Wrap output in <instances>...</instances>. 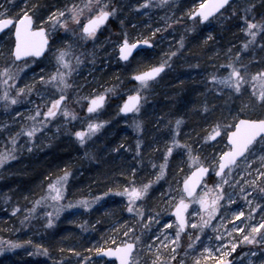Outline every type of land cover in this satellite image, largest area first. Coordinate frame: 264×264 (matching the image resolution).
I'll list each match as a JSON object with an SVG mask.
<instances>
[{"label":"rangeland","instance_id":"rangeland-1","mask_svg":"<svg viewBox=\"0 0 264 264\" xmlns=\"http://www.w3.org/2000/svg\"><path fill=\"white\" fill-rule=\"evenodd\" d=\"M83 2L84 0H65L64 7L56 5L51 11H46L45 14L36 19L34 18L37 26H41L39 20H45V24L42 26L49 33L50 43L47 55L38 62H33L31 59L27 60L28 67H24V63L16 67L8 60L7 54L11 55L13 46V30L10 29L0 38V67L3 69V67L12 65L13 73L18 74L11 94L16 95L18 87L31 85L33 80H36L32 94H19L16 104L10 102L6 104L0 100V125H4L3 128H0V152L9 149L12 152L11 159H13L15 156L41 151L47 148V145L61 141L70 135L79 142L81 147H90L95 142L103 140V137L108 139V135H104L103 132L106 128L117 129L122 132L120 139H124V137L127 139V136H130L131 150L121 141H118L120 142L118 145L123 149L125 156H130V164L128 165H134L131 169H135V173L132 170L131 173L135 176V183L139 186L148 180L154 181L147 196L137 202V205L143 208L144 216L141 217L137 212L128 211L127 196L121 195L117 191H108L106 192L107 195H101L100 193L88 196L87 198L90 201L94 197H99L90 208L73 203L70 208L64 207L63 211L58 215L54 214L52 217L54 223L48 225L47 213H55L53 203H63L64 205L71 203L65 197L66 185L70 179L69 175L64 185L62 201L53 202L49 200L46 209H40L41 207L35 205L36 210L31 215L26 211L27 208L21 212L19 215L20 221L24 220V217H30L32 222L24 230V234L18 233L16 237L14 235L10 239L19 242L16 247H8L6 243L4 251L0 252V259L4 256H17L21 259L20 264H101V259L97 260L95 258V247H109L112 240L120 243L126 239L134 238V236H140L141 240L136 242L137 248L135 249L139 256V264H150L155 254V248L153 252H148L147 247L157 245L159 241H163L168 245L167 248L160 249L165 258L173 255L171 252L173 245L168 242L171 238L168 234H174L176 224L170 213L174 208V204L178 202L179 196L184 195L181 193L182 180L195 168L191 163L190 156H198L210 170V175L197 194L203 192L206 185L211 186L212 190L218 194L215 185L221 182V178L215 176L217 165L213 164L212 161H218L220 154L227 150L226 135L227 132L232 130L231 127H227L225 130L223 126L231 125L233 117H236L237 120L239 118L257 119L264 117V105L259 103L252 89V84L257 83L258 91L259 83L251 80V75L264 70V27L254 29L257 32L255 38L245 31L247 20H253L258 25L264 23V14L260 10L258 11L259 5L264 3V0H234L227 6L226 10L204 25L200 24L198 19H189L190 13L195 10L201 0H164V3H161V0H151L150 6L146 5L141 8H138L137 4H142L143 0H108L109 7H116L117 12L110 17V21L104 28L102 27L97 31L98 33L96 32L95 37H87L82 33V25L87 21L89 14L87 9H85L84 16L80 18L79 26L69 20V27L65 28L62 24L47 20V17L55 13L56 10H65L74 3L82 4ZM0 5H3L0 11L7 8L12 13H17L19 9L24 7L23 0H0ZM67 15L68 12L66 11L65 16ZM245 17H247V20ZM114 23L124 27V24H130V29H133V32L130 33L127 29H122L121 34L117 33L114 36L115 34L112 33ZM228 33L235 34L236 43H232L230 37L226 36ZM125 34L129 42L143 39L152 42L154 48L150 52V59L155 60L156 64L165 63L164 76L174 72L180 73L181 75H178L180 77L195 79L194 84L205 99V104L202 103L198 111L199 116L204 117V122L213 121L211 128L201 137L190 134L185 130L187 129L186 122L182 117L169 119V114H167L168 117L165 115L164 120L161 121L162 127L156 131L154 138H152L153 142L148 144L146 148L143 147L144 138L141 139V137L144 136L145 130H143L139 118L149 101V97H152L159 80L148 82L146 87H141L140 84H131L122 88L115 87L113 90L102 88L99 85L101 72L106 69L109 63L113 66L114 58H118V49L121 41L125 39ZM197 38L203 43H208L210 40L214 42L209 44L206 49L210 51L206 65L200 64L199 60L195 61V57H188L184 54L188 42ZM246 42L248 47H244ZM59 49L67 51L66 58L71 61L74 68L73 73L68 78L71 87L66 90V100L62 104L68 108L70 113H74V117L71 114L64 115L61 110L55 118H50L41 131L35 134L34 139L21 135L17 139L16 146H13L9 141V136L17 133L22 126L26 127L32 124L29 117L35 112L37 106H41L42 110H46L47 105L43 103L44 100L50 101L60 94L59 89L55 88L54 85H44L38 80V75L47 76L56 70V57ZM173 53L175 54L173 55ZM77 58H79V63H77ZM229 65L239 67L245 76L246 82L242 83L240 92H236L229 85L221 84L219 80L213 81L210 79L213 75L217 77L227 76L231 71ZM177 67L181 69L176 72ZM177 74L172 75L177 76ZM4 78L1 76L0 79ZM162 78L164 79V77ZM117 90L119 92H116ZM137 90H139L142 98L139 106L140 110L126 118L121 117L119 112L114 115L113 110L118 108L124 98ZM3 91L4 85L0 83V94ZM38 92L45 93L44 97L38 95ZM101 93L106 94L104 106L91 114L85 112V109L91 103L90 98ZM217 98L219 99L217 103L214 101L208 103L210 99ZM206 103L208 104L206 105ZM219 108L220 110H218ZM216 112L219 115H215ZM17 113H20V115H17ZM40 119H43V117ZM177 120L180 121L179 126H177ZM101 121L104 123L99 130L91 134L86 133L84 143H81L75 135L76 131L87 129L89 123H99ZM137 124L139 127H137ZM216 124L222 126L220 135L216 136L215 139H205L212 132L213 125ZM71 127H74L73 131ZM109 136L112 137V135ZM173 139L179 140L180 143L173 146ZM138 141L140 142L139 150H137ZM169 147L172 148V152L166 156ZM254 151L257 159L248 169V171H252L253 176L255 175L254 170L260 167L258 158L264 153V144H256ZM174 156L175 158H173ZM8 160L10 161V159ZM161 164H165L164 174L157 180L156 175L161 171ZM1 167L2 164H0ZM243 170H245V163L243 160H238L237 166L228 177V183L223 186L225 196L219 202L220 210L211 218V222L204 226L203 233L199 229H192L191 223L186 227L184 233H181L174 253L175 260L173 264H180L181 261L184 264H193L194 258L201 254V248L203 247H211L216 253L214 257L207 260L206 264H216L224 252H229L223 258L231 261V264H264V239L261 238L264 236V229L256 234L259 240L258 243H245L241 238V233L231 231L234 226H237L244 228V234H248L251 231V224L259 223L264 219V193H261L259 189L253 191L251 185H245V190L249 193L246 199L241 193L240 187L233 183L234 180H239L242 184L245 178L251 179V177H240L238 175L239 171ZM131 182L132 179L129 183ZM169 196L176 199L169 200ZM229 198L233 200L232 204L227 203ZM108 204H110L109 212L103 213L105 215L104 221H107V227L100 231L99 235L97 234L95 240H92L91 234L95 231L94 228L97 223L95 219L89 223L88 214L96 209L98 205ZM258 204L259 207H257ZM137 205H134V207H137ZM252 209H255V211H252ZM70 210L74 214L76 213L72 219L76 220V229L80 230V237L89 236L88 239L82 240L85 243L90 242L92 252H84L79 256L69 255L64 258L58 255L54 256V254L50 255L49 250L47 255L42 250L37 251V246L40 245L47 248L42 240L53 234L45 231L46 227H55L63 213ZM77 211L82 213L79 214ZM194 211L201 213L204 219H209L207 211L200 207L197 200H193L188 208L187 214L190 220L192 219L190 214ZM240 211H243L245 215L233 219V213ZM101 214L100 212L98 215ZM149 215L155 217V222L147 220ZM221 217H224L223 222ZM195 218L197 220L201 219L200 216ZM170 219L174 223L169 228H164V225ZM125 221H127V225H125ZM117 225H120V227H117ZM217 225H220V227L217 228ZM128 227H132L134 231L129 232L128 237H125L123 232L127 231ZM197 235L199 240H195ZM153 236H158L159 240H153ZM28 239L31 243H27ZM229 240L233 242L240 240L235 250H231V244L227 243ZM105 241H109V243H105ZM189 243L193 244L192 248L188 247ZM46 244L48 245V242ZM221 244H224L223 248L220 247ZM204 255L207 256V253H204ZM85 257H88V260H85ZM103 264H108V261L103 260ZM201 264H205V262L202 261Z\"/></svg>","mask_w":264,"mask_h":264},{"label":"snow or ice","instance_id":"snow-or-ice-1","mask_svg":"<svg viewBox=\"0 0 264 264\" xmlns=\"http://www.w3.org/2000/svg\"><path fill=\"white\" fill-rule=\"evenodd\" d=\"M228 0H201L196 11H192L190 14L192 16H197L199 13L200 18L203 20H208L213 13L217 12L220 8H222ZM24 7L19 9L16 14H13L9 9L4 8L3 11H0V30H4L9 25L14 27L15 32V42L14 47L11 51V55L13 57V64L16 61L21 60L22 58H29L34 62L35 57H40L46 48L49 47V33L46 28L42 25L45 24V20H39V25L35 26L33 17L35 15L34 9H36L37 5L32 3L29 6V0H23ZM161 3H164V0H161ZM150 6L151 0H143L142 4H137L138 8L144 6ZM0 8H3V5H0ZM85 9L88 10L87 22L82 26L83 34H86L87 37H95L97 30L101 25L105 24V22L109 19L110 16H114L117 12L116 7H109L108 0H84L82 4H73L70 8L65 10H56L55 13L50 14L47 17V20L53 21L54 23L62 24L65 28L69 27L68 21L71 20L75 22L78 26L80 25V18L84 16ZM68 12V15L65 16V12ZM94 13V14H92ZM247 20V17H245ZM257 27H264V23L257 24L253 20H247V27L245 31L249 33V35L253 38L256 37L257 32L254 30ZM150 44L151 41L148 39H144L143 41L136 40L134 42H129L127 39V35L125 34V39L123 43L120 45V56L127 60L129 56L132 54V50L137 47L139 44ZM244 47H248V43L244 44ZM175 53H173L174 55ZM238 55V54H237ZM67 57V51L65 49H59L58 55L56 57L57 67L56 70L53 71L50 75H38V80L42 82L44 85H54L55 88L59 89V95L51 99L50 101L44 100L43 103L47 105L46 110H42L41 106H37L35 112L29 117L32 120V124L26 127L22 126V128L15 134L9 136V141L13 146H16L17 139L21 135H26L27 138L34 139L35 134L43 128L45 124H47L50 118H55L58 113L62 110L64 115H73L74 113H70L67 107L62 105V102L66 100L65 92L71 87L68 82V78L74 71L72 63ZM77 63H79V58H77ZM24 67H28L27 61L24 63ZM165 67V63H160L155 67L149 68L147 71L135 73V79L140 81L141 87H146L150 79L157 76V74ZM231 71L227 76L217 77L215 75L211 76L210 79L213 81L219 80L221 84H226L235 89L236 92L241 91L242 83L246 82L245 76L242 74V71L236 65H229ZM18 74H14L12 71V65H8L3 67L0 70V76L5 77L4 79H0V83L4 85V91L0 94V100L4 101L6 104H16L18 101L19 94L21 93H31L35 89L36 80H33L31 85H25L23 87H18L16 89L17 94H11V88L15 85L16 76ZM37 75V74H34ZM252 81H257L259 83V90L257 91V83L252 84L253 94L257 97L259 103L264 105V70L258 71L255 74L251 75ZM9 81L12 84H9ZM42 98L45 93H37ZM91 103L89 104L88 111L93 112L96 108H99L105 101V95L103 93L93 96L90 98ZM141 95L139 90L135 93L128 96L127 100L124 101L123 107L121 111L128 112L131 110L139 111V105L141 103ZM20 115V113H17ZM43 117V119H40ZM104 122L99 123H89L88 128L84 130L76 131L75 135L80 138V142L84 143L85 134H91L95 131H98L101 125ZM180 121L177 120V126H179ZM4 125H0V128H3ZM137 127L139 125L137 124ZM221 125L216 124L213 125V130L209 136H206L205 139L212 138L214 139L216 136L220 135ZM225 130L227 127H231L233 130L231 132H227V140L229 141L228 147L226 151H223L218 161L213 160L212 163L216 164L215 168L216 175L221 178V182L215 185V189L218 190L214 192L211 186H205V190L199 194H197L196 189L197 185L200 184L202 177H204L209 169L205 166V163L199 159L198 156H190L191 163L195 166V170L191 171L190 175H188L183 181V191L186 195H180L178 198V202L174 204V208L172 210L175 212L176 220V231L173 233H169V243L173 245L171 248V252L173 255L165 258V255L160 251L161 248H167L168 245L163 241H159L157 245H149L147 247L148 252H153L155 248V254L153 255L150 264H173L175 260L174 253L177 249V244L181 237V233L184 232L186 227L191 223L192 229H199L201 233L204 231V226L208 225L211 222V218L215 216V214L220 210V200L225 196V192L223 191V186L228 183V177L231 175L233 169L238 164V158L243 160L245 163V170L239 171L238 175L240 177H251V179L245 178L243 183L241 184L239 180H234L233 183L240 187L241 193L247 199L249 193L245 190V185H251L253 187V191L259 189L261 193H264V153L259 156L260 167L255 169V175L253 176L252 171H248L251 168L252 163L256 160L254 146L256 144H264V117L251 119V118H239L237 120L236 117H233V122L231 125L223 126ZM180 141L177 139H173V146L179 144ZM140 142H137V150H139ZM187 147V145H186ZM191 152V149L189 148ZM172 152V148L169 147L167 149V154ZM251 157V159H250ZM12 158V152L9 149H5L4 152H0V164H3L5 160ZM166 163V161H165ZM198 165V166H197ZM155 167V165H154ZM165 164L160 165L161 171L157 173L156 179L158 180L160 176L164 174ZM135 173V169L132 170ZM70 175L69 171H64L62 176L57 177L52 183L47 185L48 192L45 196L40 197L35 201V204L32 209H27L29 215L34 212L35 205H39L41 203H46L49 200L56 202L62 201L63 199V191L64 185L67 181V177ZM258 180L260 181L258 183ZM154 183L153 180H148L146 183L137 185L135 183V176H132V182L126 184L122 189L117 188L115 191L120 192L121 195H125L128 198L127 209L129 212H137V214L141 217L144 216L143 208L137 205V202L144 198L149 193L151 185ZM109 192L114 191V189H109ZM101 195H107V193H101ZM99 197H94L91 201L87 197H81L75 203L83 205L85 208H90ZM176 198L169 196V200H175ZM193 200H197L200 207L207 211V216L209 219H204L203 215L199 212H192L190 215L192 219H189L188 208L190 204H192ZM228 204H232L233 200L229 198L227 200ZM137 205V207H134ZM53 208L55 209V213L49 212L47 213V224L52 225L54 223V219L52 218L55 215H58L61 211H63L64 207H72V203L68 205H64L63 203H53ZM259 207V204L257 205ZM19 209V205L12 209L13 212H17ZM255 211V209H252ZM245 213L243 211L233 213V219H237L240 216H244ZM200 216L201 219L197 220L195 217ZM148 221L155 222V217L149 215L147 217ZM221 221H224V217H221ZM28 222V217H24V223ZM127 225V221L124 222ZM174 223L173 220H169L167 224L164 225V228H169ZM147 226V225H146ZM120 227V225H117ZM217 228L220 225L216 226ZM251 231L248 234H244V228L234 226L231 231L241 233V238L245 243H258L257 239L258 233H260L261 229H264V219H262L259 223H253L250 225ZM132 227H128V230L123 232L125 237H128L129 232H133ZM230 234V233H229ZM264 239V236L261 237ZM153 240H159L158 236H153ZM211 238L209 237V240ZM219 239V234H218ZM0 240H3L0 237ZM140 236H134V238L126 239L123 242L117 243L115 240L110 241L111 246H99L95 247L94 251L96 253L103 254L100 257L101 264H103L104 256L106 257H114L118 260L119 264H139V256L137 255L135 249L137 248V241H140ZM195 240H199V236L195 237ZM19 242L9 240L7 242L8 247H16ZM27 243H31L28 241ZM105 243H109V241H105ZM227 243L231 244V250H235L240 240H232L227 241ZM143 247V245H141ZM189 248L193 247L192 243H189ZM221 248L224 247V244L220 245ZM5 245L0 244V252L4 251ZM42 250L45 255L48 254V249L44 248L42 245L37 246V251ZM69 251H75V249H70ZM207 253V256L204 255ZM229 252H224L223 256H227ZM77 256L80 255L79 252L76 253ZM216 255L215 251L211 247H203L201 248V254L197 255L194 258L193 264H201L202 261L207 262L210 257H214ZM223 256L217 260L216 264H231V262L227 259H224ZM88 260V257L84 258ZM108 264H115V261H109ZM180 264H184L183 261Z\"/></svg>","mask_w":264,"mask_h":264},{"label":"trees","instance_id":"trees-1","mask_svg":"<svg viewBox=\"0 0 264 264\" xmlns=\"http://www.w3.org/2000/svg\"><path fill=\"white\" fill-rule=\"evenodd\" d=\"M64 1L29 0V5L32 3L37 5L34 9L37 14L33 18L36 19L45 14L46 11H51L56 5L64 7ZM259 10L264 14V3L259 5ZM113 25L112 33L115 34L114 36L117 33L121 34L122 29H127L130 33L133 32V29H130V24H124L125 27L115 23ZM226 36L230 37L232 43H236L235 34L228 33ZM212 43H214L213 40L203 43L198 38L193 39L186 45L184 54L188 57H195V61L199 60L200 64L206 65L210 54V51L206 49ZM149 55H151L149 51L139 53L130 63L123 66L114 58V65L111 66L109 63L106 69L101 72L99 85L102 88L113 90L115 87L122 88L132 84L129 78L131 73L155 66V60L150 59ZM7 56L9 62L13 63L11 55L7 54ZM14 64L17 67L23 63L16 62ZM176 66L174 67L176 68ZM179 69L181 68L177 67L176 72ZM0 70H2L1 67ZM172 74L177 73L173 72ZM172 74L162 75L164 79L162 77L159 79L152 97H149V101L139 118L143 130H145L144 136L141 137V139L144 138V148L153 142L152 138H154L156 131L162 127L161 121L164 120L165 115L168 117L167 114H169V119L182 117L186 122L187 129L185 130L197 137H201L213 124L212 120L204 122V117L199 116L198 111L202 106L201 104H205V99L194 84L195 79L180 77L178 76L181 75L180 73L177 76ZM213 101L217 103L219 99H210L208 103ZM113 111L115 115L117 111ZM217 114L216 112L215 115ZM71 130L73 131L74 127H71ZM103 132L104 135H108V139L103 137V140L95 142L90 147H81L79 142L70 135L61 141L47 145V148L41 151L15 156L10 161L5 160L0 168V237L3 238L0 240V244L6 245L14 235L16 237L18 233L24 234V230L30 226L32 221L28 217V222L24 223V220L20 221L19 215L26 208L32 209L35 201L45 196L49 191L47 185L57 177L62 176L66 170L70 172V179L66 185L65 197L73 204H77L75 202L81 197L106 193L110 188L114 191L117 188L122 189L130 182L133 176L131 168L134 165H128L130 164V156H125L123 149L118 145L120 144L118 141H121L131 150L130 136H127V139L125 137L120 139L122 132L117 129L106 128ZM144 150L146 151V149ZM47 203H41L38 206L41 207L40 209H46ZM17 205H19L18 211L13 212L12 209ZM109 205H98L88 214L89 223L93 219L97 223L94 228L95 231L91 234L92 240H95L97 234L99 235L100 231L107 227L104 214L109 212ZM100 212L102 214L98 215ZM78 213L81 214L82 212ZM75 214L72 210L63 213L55 227H46L45 231L53 233L51 236L48 235V238L45 237L46 240L45 238L42 240L50 255L54 254V256L67 258L69 255H76L77 252L80 254L92 252L90 242L85 243L82 240L88 239L89 236L81 238L80 230L76 229V220L72 219ZM75 244L77 246H73ZM70 249H75V251H69ZM20 260V257L17 256H4L0 259V264H20Z\"/></svg>","mask_w":264,"mask_h":264},{"label":"water","instance_id":"water-1","mask_svg":"<svg viewBox=\"0 0 264 264\" xmlns=\"http://www.w3.org/2000/svg\"><path fill=\"white\" fill-rule=\"evenodd\" d=\"M232 1H233V0H228V2H227L222 8H220L217 12L213 13L212 16H210V17L208 18V20H210L211 18L217 16V14L220 13L225 7H227V5H228L230 2H232ZM197 8H198V7H197ZM197 8H196V9H197ZM196 9H195V11H196ZM196 17L199 18V21H201V24H206L207 21H208V20H203L202 18H200L199 13H197V16H195V17L191 15V16H190V19H194V18H196ZM106 22H107V21H106ZM106 22H105V23H106ZM85 23H86V22H85ZM103 25H104V24H103ZM10 29L13 30V34H12V40H13V46H12V49H13V47H14V42H15V36H14L15 29H14V27H12L11 25H9V26H8L7 28H5L4 30H0V37L3 36L4 33L7 32V31H9ZM122 43H123V41H122ZM151 47H152L151 43H150V44H143V43H141V44L137 45V47H136L135 49L132 50V54L129 56V58H128L127 60L123 59V58L120 56V48H119V50H118L119 61L122 62V63H123V62H127V61H129L131 58H133V57H134L133 55H134L135 53H137L138 51H141V50H144V49H150ZM12 49H11V51H12ZM46 53H47V48L45 49L44 53H43L40 57H35L34 60L38 61L39 59L43 58V57L45 56ZM12 58H13V57H12ZM27 59H29V58H22L21 60L16 61V62H19V63H20V62H24V61H27ZM147 70H148V69H146L145 71H147ZM163 71H164V68H163V69L157 74L156 77H158V75H159L160 73H162ZM141 72H143V71H141ZM138 73H139V72H138ZM156 77H154V78H152V79H150V80H154V79H156ZM132 78H133L134 82H137V83L140 82V81H138V80L135 79V75H133ZM127 98H128V97H126L125 100H127ZM62 103H63V102H62ZM123 104H124V102H123ZM123 104H122V105L120 106V108H119L121 115L126 116V115H128V114H131V113L134 111V109L131 110V111H128V112H123V111H121V109H122V107H123ZM103 105H104V103H103L99 108H101ZM96 109H98V108H96ZM96 109H95V110H96ZM86 112H88V113H92V112H89V111H88V108L86 109ZM78 138H79V137H78ZM214 139H215V138H214ZM226 143H227V145H228V143H229V141H228L227 139H226ZM238 160H240V158H238ZM194 170H195V168L192 169V171H194ZM209 171H210V170H209ZM209 171H208V173H209ZM208 173H207L204 177H202L200 184L197 185V189H196V191L201 187V185L203 184V180L207 177ZM189 175H190V174H189ZM187 176H188V175H187ZM215 176H216V177H219V176L216 175V173H215ZM183 181H184V180H183ZM183 181H182V186H181V191H182V193H184V191H183ZM184 195H186V194L184 193ZM171 215L174 216V218H175V220H176V216H175V212H174V211L171 212ZM101 256H103V254L98 253V254L96 255V258H97V259H100ZM104 259H105V260H108V261H115L116 264H119L118 260H116V258H114V257H106V256H104ZM230 262H231V261H230Z\"/></svg>","mask_w":264,"mask_h":264},{"label":"flooded vegetation","instance_id":"flooded-vegetation-1","mask_svg":"<svg viewBox=\"0 0 264 264\" xmlns=\"http://www.w3.org/2000/svg\"><path fill=\"white\" fill-rule=\"evenodd\" d=\"M111 17V16H110ZM110 21V19L107 21V23ZM98 33V32H97ZM160 78H156V80H159ZM156 80H152V81H149V82H156ZM131 85V84H130ZM106 98V97H105Z\"/></svg>","mask_w":264,"mask_h":264}]
</instances>
